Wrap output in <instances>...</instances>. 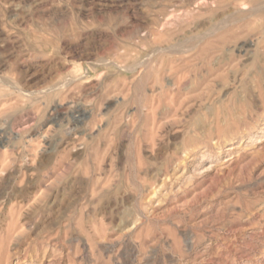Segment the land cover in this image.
Returning <instances> with one entry per match:
<instances>
[{
    "label": "rangeland",
    "instance_id": "rangeland-1",
    "mask_svg": "<svg viewBox=\"0 0 264 264\" xmlns=\"http://www.w3.org/2000/svg\"><path fill=\"white\" fill-rule=\"evenodd\" d=\"M0 264H264V0H0Z\"/></svg>",
    "mask_w": 264,
    "mask_h": 264
},
{
    "label": "bare ground",
    "instance_id": "bare-ground-1",
    "mask_svg": "<svg viewBox=\"0 0 264 264\" xmlns=\"http://www.w3.org/2000/svg\"><path fill=\"white\" fill-rule=\"evenodd\" d=\"M258 141H261V140H258Z\"/></svg>",
    "mask_w": 264,
    "mask_h": 264
}]
</instances>
